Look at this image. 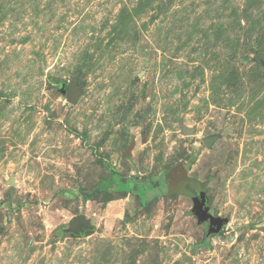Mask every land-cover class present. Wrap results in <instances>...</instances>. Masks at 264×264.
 I'll list each match as a JSON object with an SVG mask.
<instances>
[{
    "label": "rangeland",
    "instance_id": "1",
    "mask_svg": "<svg viewBox=\"0 0 264 264\" xmlns=\"http://www.w3.org/2000/svg\"><path fill=\"white\" fill-rule=\"evenodd\" d=\"M0 264H264V0H0Z\"/></svg>",
    "mask_w": 264,
    "mask_h": 264
},
{
    "label": "water",
    "instance_id": "2",
    "mask_svg": "<svg viewBox=\"0 0 264 264\" xmlns=\"http://www.w3.org/2000/svg\"><path fill=\"white\" fill-rule=\"evenodd\" d=\"M61 92L66 95L67 100L74 104L78 100V85L75 84L71 90L61 89ZM185 134H192L190 130L186 129ZM208 142V141H207ZM189 185L192 189L187 188ZM179 191L189 195L193 201L192 212L196 215L200 223H209L207 230V235L218 233L223 226L228 222V219L220 215H215L210 211V206L208 204L209 199L206 192V187L199 182H194L187 178L183 179L181 188ZM81 224L88 226V220L84 214L77 216V218L71 224L72 229L80 228Z\"/></svg>",
    "mask_w": 264,
    "mask_h": 264
},
{
    "label": "flooded vegetation",
    "instance_id": "3",
    "mask_svg": "<svg viewBox=\"0 0 264 264\" xmlns=\"http://www.w3.org/2000/svg\"><path fill=\"white\" fill-rule=\"evenodd\" d=\"M205 226H206V229L208 230L209 223H208V222H206V223H205Z\"/></svg>",
    "mask_w": 264,
    "mask_h": 264
},
{
    "label": "trees",
    "instance_id": "4",
    "mask_svg": "<svg viewBox=\"0 0 264 264\" xmlns=\"http://www.w3.org/2000/svg\"><path fill=\"white\" fill-rule=\"evenodd\" d=\"M186 187L192 189L189 185H186ZM192 190H193V189H192Z\"/></svg>",
    "mask_w": 264,
    "mask_h": 264
}]
</instances>
